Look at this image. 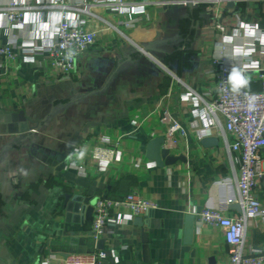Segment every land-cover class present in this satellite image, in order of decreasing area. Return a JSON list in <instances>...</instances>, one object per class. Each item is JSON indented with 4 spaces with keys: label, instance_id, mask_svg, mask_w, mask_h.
<instances>
[{
    "label": "crops",
    "instance_id": "obj_1",
    "mask_svg": "<svg viewBox=\"0 0 264 264\" xmlns=\"http://www.w3.org/2000/svg\"><path fill=\"white\" fill-rule=\"evenodd\" d=\"M23 1L0 0V9ZM61 1L65 9L33 0L22 27H12L0 12V46L12 44L19 55L15 66L0 72V264H63L66 255L98 250L88 202L133 192L158 208L106 229L114 263L107 258L103 264H228L222 232L198 224L197 215L237 198V154L228 148L232 136L196 113V97H216V59L246 67L250 85L244 89L261 91L264 0L193 6L164 5L183 0H105L89 15L75 11L79 0ZM118 1L139 14L121 15L114 9ZM53 12H67L98 33L69 77L51 71L46 56L26 60L31 50L57 40L28 18L38 15L45 23ZM135 19L140 21L131 27L121 24ZM219 121L224 127L221 116ZM174 122L186 136L175 134L171 154L184 160L157 167L146 157L147 146ZM204 139L218 145L206 148ZM118 143L120 160L101 169L90 151ZM256 196L264 206V177ZM241 212L233 204L224 214L235 219ZM246 249L264 251V218L249 220Z\"/></svg>",
    "mask_w": 264,
    "mask_h": 264
},
{
    "label": "built area",
    "instance_id": "obj_2",
    "mask_svg": "<svg viewBox=\"0 0 264 264\" xmlns=\"http://www.w3.org/2000/svg\"><path fill=\"white\" fill-rule=\"evenodd\" d=\"M33 0H24L22 4H10L6 9H0L12 27H22L25 21V11L32 8ZM105 0H79V8H74L80 14L89 15L92 5L106 4ZM118 1L114 9L121 15H137L136 10L132 12L122 9ZM216 0H183L182 2L166 3L164 5L193 6L199 4L214 5ZM52 7L65 9L61 0H52ZM61 22L56 29V42L40 49L31 50L33 56L26 60L33 62L34 58L46 56L51 71L60 76L69 77L76 71L79 58L97 42L98 33L87 30L83 20L73 22L67 12L61 13ZM132 22H121L126 27H131ZM221 31L224 29L221 27ZM19 61V55L12 44L0 46V72L7 71ZM215 64L219 66L217 72V95L210 102L196 97V113L208 118L212 125L224 128L225 132L233 138V144L228 148L230 152L237 154L239 172L237 176V198L228 200L219 209H202L198 215V224L209 225L218 228L229 247L228 264H264V251L256 252L246 249V233L250 219L264 218V206L256 196V188L259 180L264 177V79L262 78V89L252 92L241 89L233 93L227 84L231 68L225 60L216 59ZM251 66L250 68H254ZM256 68V67H255ZM202 106H201V105ZM224 120V127L220 124L219 117ZM175 134L186 136L183 127L174 122L165 136L166 147L177 145ZM77 152H82L79 148ZM91 157L103 169L110 164L119 161L121 152L118 144L110 146H96L90 151ZM78 172L85 174L83 166L71 163ZM138 167L141 163L137 164ZM149 168L155 167L154 163L147 164ZM238 204L241 207V215L235 219L225 216L228 206ZM158 205L145 199L138 193H130L122 198H100L94 206L92 221V242L97 247L100 240L104 239L106 229L109 226L125 224L128 219L138 218L154 211ZM127 213V214H125ZM63 264H103L107 256L103 251L96 250L88 254L66 255L62 259Z\"/></svg>",
    "mask_w": 264,
    "mask_h": 264
},
{
    "label": "water",
    "instance_id": "obj_3",
    "mask_svg": "<svg viewBox=\"0 0 264 264\" xmlns=\"http://www.w3.org/2000/svg\"><path fill=\"white\" fill-rule=\"evenodd\" d=\"M27 131L28 129L26 128L21 129L20 132H17L16 134H23ZM202 144L204 145V147L209 148V147L218 145V140L217 139H204ZM146 151H147L146 152L147 159L155 162L157 167H163V166L170 167L178 163L179 161L184 160V158L181 156L175 157L171 154V148L166 147L165 136H160V137H157L151 140L147 146ZM96 202L97 200H93V199L88 202L89 204V208L87 210V220L88 221L92 219V216L94 213V206ZM69 217L70 215L68 216V218ZM192 232H193V224L190 223V225L188 226V236H191ZM91 236H93V233ZM105 244H106V241L104 239L100 240L96 248L99 251H103L106 254L107 258L110 259L112 263H114L112 253L106 250ZM147 245H148V242L145 243L146 247Z\"/></svg>",
    "mask_w": 264,
    "mask_h": 264
},
{
    "label": "clouds",
    "instance_id": "obj_4",
    "mask_svg": "<svg viewBox=\"0 0 264 264\" xmlns=\"http://www.w3.org/2000/svg\"><path fill=\"white\" fill-rule=\"evenodd\" d=\"M61 15L59 13L53 12L50 14L49 21L45 23H39L38 15L32 14L28 18V22L31 24H37L41 32H47L49 37L56 35L59 29L55 26L60 24ZM246 67H232L230 74L228 76L227 84L233 93H238L241 89L248 88L250 85V78L246 74ZM79 158H82L84 153L79 152L76 154ZM69 160L72 159L71 155L68 157Z\"/></svg>",
    "mask_w": 264,
    "mask_h": 264
}]
</instances>
